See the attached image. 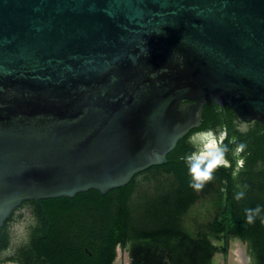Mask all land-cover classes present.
Returning <instances> with one entry per match:
<instances>
[{
	"label": "water",
	"instance_id": "95a60500",
	"mask_svg": "<svg viewBox=\"0 0 264 264\" xmlns=\"http://www.w3.org/2000/svg\"><path fill=\"white\" fill-rule=\"evenodd\" d=\"M209 102L264 125V0H0V230L166 164Z\"/></svg>",
	"mask_w": 264,
	"mask_h": 264
},
{
	"label": "trees",
	"instance_id": "16d2710c",
	"mask_svg": "<svg viewBox=\"0 0 264 264\" xmlns=\"http://www.w3.org/2000/svg\"><path fill=\"white\" fill-rule=\"evenodd\" d=\"M203 118L210 119L208 106ZM248 141L244 166L237 172L231 157L234 145H228L230 167L214 172L225 198L218 199L220 189L208 182L204 192L214 193L215 199L206 205L214 210L207 220L198 219L193 230L185 219L197 197L181 159L190 152L183 139L168 154L169 164L152 167L141 182L135 177L106 195L90 190L74 198L26 202L34 219L28 240L0 264H113L118 247L129 251L131 264H214L218 254L228 255L236 238L248 246L252 264H264V211L253 224L245 216L247 208L264 209V132ZM164 186L172 190L161 194ZM135 188L140 190L136 193ZM241 190L245 196L237 201L235 194ZM13 220L12 214L0 230V256L11 247Z\"/></svg>",
	"mask_w": 264,
	"mask_h": 264
},
{
	"label": "flooded vegetation",
	"instance_id": "af4514ba",
	"mask_svg": "<svg viewBox=\"0 0 264 264\" xmlns=\"http://www.w3.org/2000/svg\"><path fill=\"white\" fill-rule=\"evenodd\" d=\"M206 106H208V114H209V117H210L209 121L205 122L204 118H203L201 126L199 128H197V129L191 131L190 134L187 135L184 138L185 141H186V144H187L188 151L190 150L189 154L193 150L192 145L189 143V137H190V135L192 133H194L196 131L207 130V129L211 128L214 131L219 132V131H221V130L226 128L227 137H226V139L224 141V143L226 145H232L233 144V143H230V141L232 140L233 137L236 138V143L243 142V143L247 144V143H249L248 140H249V138H250V136L252 134L256 133V135H258V134H262L264 132V130L262 129V127L260 125V122H258L256 120H253L251 122H243L242 120H240L236 116V114L232 110H230L226 106H219V105H217L214 102H209L208 104L205 105V107ZM205 107H204V112H205ZM204 112H203V114H204ZM233 145L234 146H233V148L231 150V157L236 163L235 171L237 172L244 166L245 158H246V154H245L246 148H245V150L242 153L234 154V149H235L236 145L235 144H233ZM240 160L244 161L243 166H239L238 161H240ZM166 164H169V161ZM223 166L224 167H230V162L228 160L227 153H226L225 163L223 164ZM156 167H159V166H156ZM148 170H146L143 173L137 175L136 178H135L136 182H141L145 178L146 172ZM168 175L169 174L164 175V178H168L169 177ZM188 175H189V173H188ZM189 177H190V175H189ZM190 179H191V177H190ZM210 182L215 183L214 187L216 189L219 188L220 191H221V194H220V196H218V199H219V197L221 199H224L225 198V196H224L225 188L220 186V183L216 179V177ZM205 189H206V186L203 188V190H201L199 192L194 190V193H195V195L197 197V202L195 203V205H193L191 207V209L189 211V214H190V212H192L194 210L195 206L198 204L199 201L205 200L206 198H208L210 196H213L214 193H209L208 194V193L204 192ZM139 190H140L139 188H135V192L136 193ZM169 190H172L171 187L164 186L159 191H160L161 194H166V193H169ZM27 202H29V201H27ZM203 212H204V214H206L207 213V208ZM12 214L14 215V220L10 224L11 227H12V225H14L16 223V221L22 219L24 216L31 217V220H32L31 226L34 224V219L32 218V209L29 206V204L26 203V202H23ZM19 216H21V218H19ZM198 219L207 220V217L204 215V217H198ZM198 219H196V221ZM215 245H219V243L218 244L215 243Z\"/></svg>",
	"mask_w": 264,
	"mask_h": 264
},
{
	"label": "clouds",
	"instance_id": "9594fccd",
	"mask_svg": "<svg viewBox=\"0 0 264 264\" xmlns=\"http://www.w3.org/2000/svg\"><path fill=\"white\" fill-rule=\"evenodd\" d=\"M226 137V128L219 132L209 128L196 131L190 135L189 143L192 145L193 150L181 159L185 161L191 177L189 186L195 191L203 190L205 185L215 178L214 172L216 169L225 163L226 153L229 151L228 145L224 143ZM230 143L236 144L234 154L242 153L247 147L243 142L236 143L235 137L232 138ZM243 163V160L238 161L239 166H243ZM235 174L234 172L233 175ZM244 187L247 188V185ZM244 196L245 192L241 190L235 194V199L239 201ZM262 211L264 209L260 206L245 209L246 222L253 224ZM262 222H264V219H262Z\"/></svg>",
	"mask_w": 264,
	"mask_h": 264
},
{
	"label": "rangeland",
	"instance_id": "374dc122",
	"mask_svg": "<svg viewBox=\"0 0 264 264\" xmlns=\"http://www.w3.org/2000/svg\"><path fill=\"white\" fill-rule=\"evenodd\" d=\"M213 199H215L214 194L213 196H210L205 200L199 201L198 204L195 206L194 210L190 212V214L186 217L185 226L193 230L196 225V219H198V217H204V215L206 216L207 214H209L208 217L210 218L213 213L214 207L211 209L206 204L211 203ZM206 208L208 210L207 213L204 214L203 211H205ZM31 223H32L31 217L24 216L22 219L16 221V223L12 225V227L10 226L11 247L8 251H6L0 256V260L14 256L16 251L23 244L27 242ZM215 243L218 244V242ZM250 258L251 256L248 246L239 239H233L230 241L228 255L224 256L222 254H218L215 257L214 264H252V260ZM131 262L132 260L129 251L118 247L117 258L114 264H131ZM3 264H16V263L5 262Z\"/></svg>",
	"mask_w": 264,
	"mask_h": 264
},
{
	"label": "bare ground",
	"instance_id": "6f19581e",
	"mask_svg": "<svg viewBox=\"0 0 264 264\" xmlns=\"http://www.w3.org/2000/svg\"><path fill=\"white\" fill-rule=\"evenodd\" d=\"M240 255V254H239ZM239 257V256H238Z\"/></svg>",
	"mask_w": 264,
	"mask_h": 264
}]
</instances>
